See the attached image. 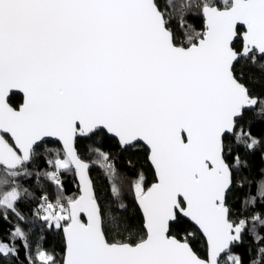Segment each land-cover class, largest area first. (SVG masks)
Segmentation results:
<instances>
[{"label":"snow or ice","instance_id":"snow-or-ice-1","mask_svg":"<svg viewBox=\"0 0 264 264\" xmlns=\"http://www.w3.org/2000/svg\"><path fill=\"white\" fill-rule=\"evenodd\" d=\"M257 124L264 0H0V264H264Z\"/></svg>","mask_w":264,"mask_h":264},{"label":"trees","instance_id":"trees-1","mask_svg":"<svg viewBox=\"0 0 264 264\" xmlns=\"http://www.w3.org/2000/svg\"><path fill=\"white\" fill-rule=\"evenodd\" d=\"M190 22H192L190 20ZM195 23L197 24V26H199L200 21L196 20ZM13 102H18L20 100V96L19 95H15L13 96ZM262 128H264V125H260L257 124L256 128L254 129V131L259 132ZM83 143V142H82ZM49 146H55L50 144ZM83 150V149H82ZM112 152H113V156L115 157V163L117 165L118 169L123 170L124 167H126V159L128 158L127 156H125L124 154H117V150L115 148V143L113 141L112 143ZM136 159L140 160L143 163V156H139L136 157ZM261 160L259 158V155H257L254 159H253V167H252V171L250 174V179L255 178L257 176V172L259 170V168L261 167ZM37 167H44V161L43 158H41L38 162H37ZM143 167L147 170L146 171V176L148 178V183L150 184L151 182H153V174L150 170V166L147 164H143ZM90 175L93 177L94 182L97 184L98 188H100L102 191L106 192L107 190V186H108V181L104 175V171L103 169H101L98 165L93 164L90 170ZM25 186L26 187H30V189L34 192L39 193L40 189H38L35 185V181L31 180V181H27L25 182ZM47 186V185H46ZM65 187L68 190L69 194L71 192L76 191L75 188V178L73 176V174H67L65 177ZM244 191H246V189L241 190V189H237L235 191V195L237 197H242L244 194ZM129 200H131V197L129 195ZM238 202V201H237ZM34 207V205H32ZM19 207L21 208V210L28 212V208L29 205L25 204V203H21L19 205ZM257 210H259V206H257ZM129 215H131V213H129ZM9 220L11 221V223H9L8 221L3 220L2 218H0V239L3 240H8V232L9 230H11L13 228V226L17 223V220L14 216H12L11 214H9ZM139 220V212L138 209L136 211V221L138 222ZM26 228H31L33 230V240L35 241V239H37L40 235L44 236V245L49 249V250H55L56 253L58 254V256L62 255L61 249H62V242H61V235L56 232L55 230H47L44 229L43 232H41V226H40V222L37 221L35 223H32L31 220L24 225ZM20 242L17 241V244H19ZM249 246V243L246 242L245 245L243 246V248L241 249V254L244 255L245 259L248 258V254L244 251V249H247V247ZM252 255H255V252L253 251ZM21 259H23V255L21 256Z\"/></svg>","mask_w":264,"mask_h":264},{"label":"water","instance_id":"water-1","mask_svg":"<svg viewBox=\"0 0 264 264\" xmlns=\"http://www.w3.org/2000/svg\"><path fill=\"white\" fill-rule=\"evenodd\" d=\"M49 139H52V138H49ZM91 170V169H90ZM91 172V171H90Z\"/></svg>","mask_w":264,"mask_h":264}]
</instances>
